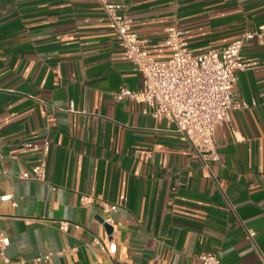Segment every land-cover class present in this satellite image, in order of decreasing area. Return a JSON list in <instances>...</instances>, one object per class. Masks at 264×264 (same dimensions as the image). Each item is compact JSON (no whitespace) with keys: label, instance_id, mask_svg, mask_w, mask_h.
<instances>
[{"label":"crops","instance_id":"0c3cea01","mask_svg":"<svg viewBox=\"0 0 264 264\" xmlns=\"http://www.w3.org/2000/svg\"><path fill=\"white\" fill-rule=\"evenodd\" d=\"M110 1L157 59L171 26L203 53L264 25V0ZM242 54L247 106L218 126L213 161L144 103L114 99L143 78L99 0H0V264H264V41ZM45 140L46 179L20 178Z\"/></svg>","mask_w":264,"mask_h":264},{"label":"built area","instance_id":"2783aa9c","mask_svg":"<svg viewBox=\"0 0 264 264\" xmlns=\"http://www.w3.org/2000/svg\"><path fill=\"white\" fill-rule=\"evenodd\" d=\"M123 43L126 57L133 63L135 70L142 75L143 84L140 89L122 86L113 93L117 101L135 100L146 105L144 112L156 119H165L176 126L181 140L190 143L209 159L219 161L215 136L220 124L230 120V111L244 108L236 98L234 87L238 80V72L248 69L251 63L244 60L242 50L247 39L258 38L264 41V25L256 30L246 31L221 50H209L194 53L184 31L176 26L168 27L164 43L171 51L166 59L153 57L144 48L145 40L133 30V20L122 11L121 6L110 0H99ZM31 146L30 142L26 143ZM44 157L42 161L20 174L22 179H46L48 170V154L50 141L43 143ZM81 203L90 205L93 197L81 195ZM116 206L105 205V212ZM104 223L114 227L111 216L103 218ZM69 222L62 221L60 229L67 231ZM250 236L255 232L250 230ZM96 243L101 242L96 239ZM9 244V239L1 234L2 250ZM202 264H221L218 253L205 252L200 256Z\"/></svg>","mask_w":264,"mask_h":264}]
</instances>
